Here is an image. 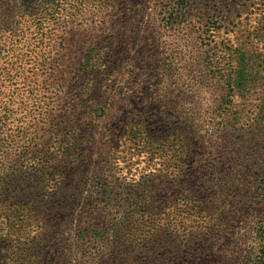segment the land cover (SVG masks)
<instances>
[{
    "label": "rangeland",
    "instance_id": "obj_1",
    "mask_svg": "<svg viewBox=\"0 0 264 264\" xmlns=\"http://www.w3.org/2000/svg\"><path fill=\"white\" fill-rule=\"evenodd\" d=\"M262 223L264 0H0V264H255Z\"/></svg>",
    "mask_w": 264,
    "mask_h": 264
},
{
    "label": "trees",
    "instance_id": "obj_2",
    "mask_svg": "<svg viewBox=\"0 0 264 264\" xmlns=\"http://www.w3.org/2000/svg\"><path fill=\"white\" fill-rule=\"evenodd\" d=\"M49 1L53 2L55 0H46V2H49ZM186 217H188V215ZM155 225L156 224H152V227H155ZM167 227H169V229H167ZM166 229L168 231H170L168 233H171L169 224H167ZM257 235H258V239H259V242H258L259 244L256 246V247H258V249H257L258 254L256 256V260H254V263L255 264H264V225H263V223L259 226ZM112 264H128V262L127 261L126 262H123V261L122 262H116L114 260V262Z\"/></svg>",
    "mask_w": 264,
    "mask_h": 264
}]
</instances>
